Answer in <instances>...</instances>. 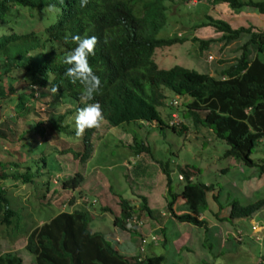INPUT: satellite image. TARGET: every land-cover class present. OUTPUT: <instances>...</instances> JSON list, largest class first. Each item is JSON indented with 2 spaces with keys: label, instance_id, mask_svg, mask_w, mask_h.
I'll list each match as a JSON object with an SVG mask.
<instances>
[{
  "label": "trees",
  "instance_id": "16d2710c",
  "mask_svg": "<svg viewBox=\"0 0 264 264\" xmlns=\"http://www.w3.org/2000/svg\"><path fill=\"white\" fill-rule=\"evenodd\" d=\"M168 1L174 0H89L88 5L81 8L79 0H0V31L3 30L0 33V104L9 102L12 106L7 111L14 112V119L6 117L0 121V135L10 138L9 134H14L23 116L36 110L35 102L51 93L45 87L52 81L60 86L56 95H67L75 103L49 120L48 129L52 135L56 132L79 139L75 144L80 147H71L72 143L68 145L65 141L58 151L72 152L82 162H87L94 150L92 139L97 128L86 130L80 137L75 135L74 115L85 106L81 99L83 86L65 77L69 65L64 63V55L75 47L71 42L73 35H95L98 38L95 54L88 60L101 81V89L88 102L101 104L106 124L155 120L161 129L169 126L173 130H186V122L173 120L172 113L166 122L160 113L159 107L168 96L165 90H169L189 97L184 101L182 113L191 116L195 125L210 126L215 136L226 142L224 156L245 166H255L257 163L251 154L260 141L264 154V30L254 29L252 25L234 27L227 20L207 13L208 19L201 24H211L220 30L224 43L243 33L249 35L240 46V54L220 69L219 75L177 63L162 67L153 56L155 49L185 38L176 32L159 35L168 22ZM211 2H227L234 8L248 5L264 13V0ZM50 5L54 6L55 18L44 25L45 16L53 13L47 10ZM38 18L42 21L41 27L26 26ZM18 24L25 27L18 29ZM199 41V49L203 50L208 40ZM21 76L29 81L26 89H18L14 83ZM32 85L38 87L34 89ZM56 95L51 93L53 98ZM40 122L32 123L33 129L43 133L45 127H40ZM130 145L136 153L149 148L136 139ZM12 165L15 168L9 173L0 160V234L4 235H9L10 229L17 226L21 211L11 205L3 182L7 178L30 182L33 177L28 163L15 161ZM162 170L169 185V170L165 166ZM183 171L180 173L186 179L184 189L171 192L168 188L171 197L167 205L171 215L179 221L206 225L202 205L207 202L210 185L193 181L190 168L185 167ZM81 179V173H76L62 180L63 187H75ZM176 199L186 203L189 209L178 213L172 207ZM120 202L121 212L115 222L121 227L141 208L150 211L145 203L135 209L122 196ZM229 205V218L251 217L264 205V196L248 203L233 198ZM87 209H60L46 220L28 224L23 234L24 247L34 256L32 264H165L161 253L128 256L120 252L103 232L91 230ZM0 264L25 263L17 252L7 251L0 252Z\"/></svg>",
  "mask_w": 264,
  "mask_h": 264
},
{
  "label": "rangeland",
  "instance_id": "374dc122",
  "mask_svg": "<svg viewBox=\"0 0 264 264\" xmlns=\"http://www.w3.org/2000/svg\"><path fill=\"white\" fill-rule=\"evenodd\" d=\"M167 4L168 22L159 35L176 32L185 38L155 49L153 56L162 67L177 63L219 75L220 69L240 54V46L249 35L243 33L224 43L220 30L211 24H201L208 19L207 13L227 20L234 27L252 25L254 29L264 30V13L248 5L234 8L227 2L211 0H174ZM54 18L55 11L45 16L44 25ZM29 25L41 27L42 21L38 18L35 23L26 24ZM199 39L208 40L203 50L199 49ZM28 82L22 76L14 81L17 88L23 89L29 87ZM165 92L168 95L165 104L159 107L163 119L168 122L171 113L177 112V122H186V130H173L169 126L161 129L155 120H132L119 125H108L103 120L94 133V150L87 162L72 152L58 151L65 141L68 145L72 143L71 147H78L75 140L79 139L56 132L52 135L48 129L49 120L74 106V99L67 95V100L63 98L57 103L55 99L63 94L53 98L47 93L43 100L35 102L36 110L21 117L22 122L14 128L13 135L9 134L10 138L0 135L4 170L13 171L12 163L17 161L28 163L33 173L30 182L11 178L3 182L11 205L21 211V219L9 235L0 234V252H17L25 264H32L34 256L24 247L23 234L28 224L46 220L60 209L86 207L91 230L103 232L115 248L119 247L128 256L161 253L165 264H264V205L251 217H228L233 198L248 203L264 196L262 142L257 143L251 154L255 166L237 163L234 158L224 156L228 145L215 136L210 126L195 125L191 116L182 113L184 101L189 97ZM172 99L180 104L172 105ZM11 106L9 102L0 104L1 122L6 117L14 119V112L7 111ZM37 121H41L40 127H45L43 133L33 129L32 123ZM134 139L149 148L136 153L130 145ZM162 166L169 170V185ZM185 167L190 168L193 181L210 185L207 202L202 205L206 225L177 220L167 205L171 197L168 188L171 192L184 189L186 179L181 173ZM76 173L82 175L79 183L75 187H63L62 180ZM121 196L135 209L145 203L150 211L141 208L121 227L115 222L121 212ZM172 207L178 213L189 209L179 199Z\"/></svg>",
  "mask_w": 264,
  "mask_h": 264
},
{
  "label": "clouds",
  "instance_id": "9594fccd",
  "mask_svg": "<svg viewBox=\"0 0 264 264\" xmlns=\"http://www.w3.org/2000/svg\"><path fill=\"white\" fill-rule=\"evenodd\" d=\"M88 3L89 0H79L81 8L86 7ZM47 10L53 11L54 6H48ZM71 42L75 44V47L67 51L64 55V63L69 65L64 75L71 82L76 83L78 81L83 86L81 99L85 106L79 108L74 116L75 135L80 137L84 135L86 130L100 127L103 121L101 104L99 102H88L93 100L95 95L100 93L101 89V81L94 73L88 60L90 55L95 54L98 38L95 35H73ZM33 87L37 88L38 86L33 85ZM59 88L60 86L58 84L49 81L45 90L56 95L59 92ZM62 99L59 98L58 101ZM58 101L56 102L58 103Z\"/></svg>",
  "mask_w": 264,
  "mask_h": 264
},
{
  "label": "built area",
  "instance_id": "2783aa9c",
  "mask_svg": "<svg viewBox=\"0 0 264 264\" xmlns=\"http://www.w3.org/2000/svg\"><path fill=\"white\" fill-rule=\"evenodd\" d=\"M177 103H178V102H177L176 99H173V100H172V104H173V105H176ZM172 117H173V120H177V117H178L177 112H176V113L172 112Z\"/></svg>",
  "mask_w": 264,
  "mask_h": 264
},
{
  "label": "crops",
  "instance_id": "0c3cea01",
  "mask_svg": "<svg viewBox=\"0 0 264 264\" xmlns=\"http://www.w3.org/2000/svg\"><path fill=\"white\" fill-rule=\"evenodd\" d=\"M151 232H153V231H151ZM151 232H149L150 234H152ZM158 243V242H157ZM113 244V243H112ZM114 245V244H113ZM138 247H139V242H138ZM119 248V247H118ZM117 248V249H118ZM135 248H137V247H135ZM127 249H129V248H127ZM119 250V249H118ZM120 251V250H119ZM122 252V251H121ZM124 253V252H123ZM134 255H136V253H134ZM143 256L145 255L144 253L142 254Z\"/></svg>",
  "mask_w": 264,
  "mask_h": 264
}]
</instances>
